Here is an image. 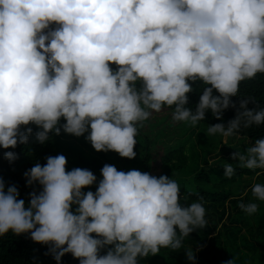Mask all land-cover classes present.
Listing matches in <instances>:
<instances>
[{
	"label": "trees",
	"instance_id": "trees-1",
	"mask_svg": "<svg viewBox=\"0 0 264 264\" xmlns=\"http://www.w3.org/2000/svg\"><path fill=\"white\" fill-rule=\"evenodd\" d=\"M74 77L264 145V0H0V264H264V152L76 155Z\"/></svg>",
	"mask_w": 264,
	"mask_h": 264
},
{
	"label": "rangeland",
	"instance_id": "rangeland-1",
	"mask_svg": "<svg viewBox=\"0 0 264 264\" xmlns=\"http://www.w3.org/2000/svg\"><path fill=\"white\" fill-rule=\"evenodd\" d=\"M61 84H67L75 91L72 105L76 109L69 122L71 136L68 143L73 145L71 150L76 155L83 152L90 160L109 165L119 164L121 161L130 162L128 156L136 159L141 154L146 135L158 137L152 138L149 146L155 150V145H160L161 141H186L189 134L194 131L200 137L201 143L213 146L216 144L215 151L227 152L235 156H228L226 158L228 160L215 164L217 170L225 171L232 161L240 159H244L249 166L254 167L258 159L263 157V144L252 143L236 133L185 116L180 117L178 114L170 118L171 125L163 127L167 122L169 123V119L167 121L163 118L160 125L152 127L155 122L151 119L156 114L151 117V112H146L149 109L148 103L141 102L135 94L106 95L80 77H74ZM161 133L163 135L160 136ZM258 174L251 179L252 182L245 190L255 193V185L260 179ZM261 189H264V183ZM260 197L258 204L262 207L260 210L264 212V197ZM248 207L250 208V205ZM262 253L264 254V251Z\"/></svg>",
	"mask_w": 264,
	"mask_h": 264
}]
</instances>
